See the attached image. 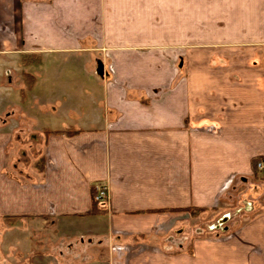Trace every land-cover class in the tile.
Segmentation results:
<instances>
[{"label": "crops", "instance_id": "crops-1", "mask_svg": "<svg viewBox=\"0 0 264 264\" xmlns=\"http://www.w3.org/2000/svg\"><path fill=\"white\" fill-rule=\"evenodd\" d=\"M255 160L264 0H0V264H264Z\"/></svg>", "mask_w": 264, "mask_h": 264}, {"label": "rangeland", "instance_id": "rangeland-1", "mask_svg": "<svg viewBox=\"0 0 264 264\" xmlns=\"http://www.w3.org/2000/svg\"><path fill=\"white\" fill-rule=\"evenodd\" d=\"M28 140L25 141H21L20 145H16L13 149V151L11 150V157H13V164L15 165L16 169L18 170V166L17 163L18 162H25V163H29V161H33V160H38V157L40 155V141L37 140V138H27ZM26 142V143H25ZM260 175H264V169L259 168L258 169ZM251 185H249V190L252 192L251 195H247L246 198H244V201L240 202L241 206L240 208L237 209H228V210H221L218 212H214V213H208L207 215H205V217H203L202 219V233L203 236L204 235H209L212 232H214L215 229L217 228H223L224 225L226 224V220L228 222L229 217L232 216L231 214H235V213H242V211H246V207H254L255 202H258L257 200V188L260 185L259 182L257 181V179H252L251 180ZM258 185V186H257ZM261 187V186H259ZM238 198L240 197V195H237ZM240 199V198H239ZM239 201V200H238ZM236 200V203L238 202ZM235 203V204H236ZM234 204V205H235ZM237 207V204L235 205ZM2 225H1V229H2ZM1 232V231H0ZM3 255H0V261L4 260L2 257Z\"/></svg>", "mask_w": 264, "mask_h": 264}, {"label": "built area", "instance_id": "built-area-1", "mask_svg": "<svg viewBox=\"0 0 264 264\" xmlns=\"http://www.w3.org/2000/svg\"><path fill=\"white\" fill-rule=\"evenodd\" d=\"M262 168L264 169V162L263 161H259L258 163V169ZM98 202L107 204L108 202V191L106 187H97L96 188V198H95Z\"/></svg>", "mask_w": 264, "mask_h": 264}, {"label": "trees", "instance_id": "trees-1", "mask_svg": "<svg viewBox=\"0 0 264 264\" xmlns=\"http://www.w3.org/2000/svg\"><path fill=\"white\" fill-rule=\"evenodd\" d=\"M66 134H72V132H66ZM260 160H255L254 161V168H255V171L256 173H258V163H259ZM96 188L94 187L92 189V207H93V211L96 212V211H99L101 210L102 208L105 207L106 204L104 203H101V202H98L96 199Z\"/></svg>", "mask_w": 264, "mask_h": 264}]
</instances>
